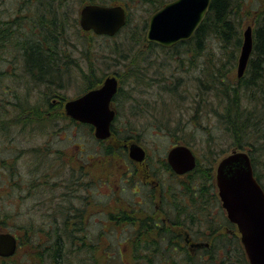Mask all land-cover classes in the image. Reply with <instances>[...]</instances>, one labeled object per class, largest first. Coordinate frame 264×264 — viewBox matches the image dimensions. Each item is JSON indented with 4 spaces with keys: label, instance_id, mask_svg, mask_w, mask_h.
<instances>
[{
    "label": "rangeland",
    "instance_id": "374dc122",
    "mask_svg": "<svg viewBox=\"0 0 264 264\" xmlns=\"http://www.w3.org/2000/svg\"><path fill=\"white\" fill-rule=\"evenodd\" d=\"M25 1L0 0V9L8 11L13 6L15 10ZM165 1L169 2L170 0ZM236 1L241 5L240 9H237L236 17L243 24L242 33L249 25L255 28L260 23L262 14H264V0ZM113 3L126 5L131 15V23L123 29L122 34L114 38H101L91 35L79 25L80 30L77 33V37L74 39L68 38V48H71V43L74 42L79 49L80 65L93 64L96 67V75L118 71L122 74L124 70L129 68L133 76H127L132 78L131 82H133L134 86L138 85L134 82H137V76L140 75L142 70L148 68V71H150L148 73L151 77L158 73L160 78L157 82L159 83L152 85L149 89L150 92L145 93L144 96L157 97L159 103L154 105L153 112L158 114L159 117L155 119H137L133 117L130 119V123L135 126V129L145 130L144 135L138 137V140L142 144L145 142L144 146L152 151L151 155L165 156V153L172 145L180 143L181 140L179 138L184 133L185 139L191 141L193 149L201 157L202 165L200 164L198 167V169H201L199 172H205V169L211 166L212 175L216 182V169L219 161L234 151H239V149L232 146L230 138L221 131L223 106L220 104L219 97L216 94H210L209 92L212 90L207 91L206 89L208 61L209 59L212 62L216 61L219 59V54H221L217 42H212L214 49L213 54L210 56L208 55V50L201 54H196V52L185 54V50L182 48L172 53L158 47L146 49L144 53L139 55L144 46L143 44L134 46L135 40L133 39L139 36L141 27L144 28V25L148 24L150 16L155 11H149V4L145 2L115 0ZM82 7L79 4V12H81ZM79 12L78 16L80 17ZM63 20L69 26L70 22L68 19L63 18ZM132 30L138 33H130ZM146 31L147 28L145 31L143 30L144 36ZM6 49L5 51H0V68L8 70V68L10 69L9 60L11 58L10 47ZM136 55H139V57L136 58ZM220 59L222 58L220 57ZM173 72L175 77L168 79L167 76ZM233 75L235 78L237 77V68L233 71ZM9 80L10 78L6 76L5 82ZM201 80L204 81L203 84L200 82ZM85 83V79L81 78L75 84V88L67 90L68 93L74 96L77 93L76 91H81L85 87ZM9 85L11 84L9 83ZM136 95L137 97L140 96L139 93ZM5 103L7 102L4 100L3 104ZM121 112L123 113V109L120 110ZM11 117V115H8L7 106L0 105V158H15L16 172L20 174V181H12L10 185L5 182V177H1L3 174H0V215L5 213L12 215L7 228H3L0 225V232L9 230L14 235H17L20 238V248L12 259H0V264H42L36 258L38 250L31 243L37 240V237L27 239L22 231L30 226L32 230L39 229L40 216H33L30 213L35 208L51 210V207L55 204L51 200L53 196L55 197V202H64V207L76 205L77 210L87 208L86 213L89 215L87 227L93 243L95 242L94 236L96 240L106 236L107 238L102 241L105 246H107V241L110 240V248L116 249L119 247L118 242H123L124 240L122 226L112 225L113 222L110 223L111 216L105 213L115 212L119 206L114 202L111 205L108 203L106 206L108 208L105 211L101 209V205L111 197V195H108L111 191L110 187H116L119 183L120 175L122 176L123 173L127 172V169L131 166L128 154L124 153L120 148L121 144L111 139L99 145L89 128L83 126H80L77 130L70 128L69 131H64L63 133L65 139L57 144L58 147L65 149L61 159L63 166L54 168L53 162L43 164L42 159L35 157L34 151L24 152L26 150L22 149H30L32 146L43 143L44 137L42 135L44 133L42 131L26 130L19 133L17 127L9 120ZM6 121H10L8 124L12 126L7 131L3 130L2 126L4 123H1ZM19 125L21 124L19 123ZM134 133L137 135L136 130ZM9 137H12V139H9ZM9 141L13 142L14 145ZM110 148H112L111 151L109 150ZM66 151L68 154H66ZM39 152L47 153L45 150H40ZM52 155L53 153L49 151L47 156L50 157ZM35 163L39 165L40 170L34 169ZM134 171L135 179L141 178L144 174L143 167L139 165L135 167ZM197 173H192L191 176L195 179ZM45 174L52 175L48 179L50 184L42 186L37 191H29L28 183L31 181L30 178ZM126 176L127 174L123 176L124 179H126ZM159 176H162V173ZM95 180L97 185L93 183ZM56 181H59L61 185H55ZM166 182V186L169 189L179 190V184L184 181L170 179ZM88 188L93 194L87 192ZM131 189L136 190V187ZM131 189L123 193L124 198L135 197ZM215 190L217 192L216 184ZM168 200L175 204L173 195H170V193ZM39 202H41L40 205H38ZM90 203L91 205H89ZM217 209L212 208L211 213L216 214ZM134 215H137V213ZM176 215L177 212L174 206L173 210L169 212V216L175 218ZM166 225H170V223ZM164 232L165 229L161 230L159 236L163 235ZM31 236L34 237L33 235ZM137 242L139 243L138 240ZM76 246H72L73 249L71 246L68 247L63 258V264H81L82 259L87 257V251L78 249ZM100 250L103 251V249ZM121 250L124 254V263L133 264L130 248L123 245ZM31 253H33L32 256H30ZM180 253L181 251L178 252V254ZM119 259L122 260V255ZM43 260L46 261V259Z\"/></svg>",
    "mask_w": 264,
    "mask_h": 264
},
{
    "label": "trees",
    "instance_id": "16d2710c",
    "mask_svg": "<svg viewBox=\"0 0 264 264\" xmlns=\"http://www.w3.org/2000/svg\"><path fill=\"white\" fill-rule=\"evenodd\" d=\"M32 1L43 2L44 0ZM78 1L80 6L116 4L113 3L115 0ZM132 1L149 4V11H157L166 3L165 0ZM38 7L32 6V8ZM240 7V3L236 0H212L208 15L194 36L186 42L175 45L173 49L182 48L185 51L196 52V54L205 53L208 50L210 56L214 49L212 42H217L222 55L219 54V59L216 61L212 62L211 59L208 61L206 89L207 91L212 90L209 93L216 94L223 106L221 131L230 138L234 148L249 153L255 177L264 190V14H262L260 23L253 28V52L245 74L241 78H235L233 71L237 68L243 45V24L236 17L237 9ZM63 18H66L65 14H63ZM146 28L147 24L144 25L143 30L145 31ZM131 32L138 33L135 30ZM133 40H135L134 46H140L146 42L144 34ZM153 47L159 46L150 44L146 48ZM28 51H31L30 56H27L30 66L48 71L52 63L46 60L47 57L42 54L41 49L36 47L28 49ZM138 57L139 55H136V58ZM200 82L204 83L203 80ZM9 122H1L4 123L3 130L7 131L12 127L11 124H8ZM182 135L179 138L180 142L191 145V141L185 139L184 133ZM131 136L136 139L135 136ZM111 149L109 150L111 151ZM0 160V164H2L0 171H3L0 174H3L1 177H5V182L10 185L12 181H20V174L16 172L14 163L8 165L6 164L8 159L0 158ZM34 169L40 170L41 168L34 167ZM205 170V172H199L201 169L197 168V176L191 181V188L188 191L196 209L187 211L184 196L176 192L173 194V199L177 215L175 218L168 215L170 222H158L157 218L152 216L111 217L110 223L113 222L114 226H122L123 235L124 226H132L137 223L140 226L139 231H133L132 234L128 232L129 237L126 239L132 241V245L126 247L130 248L133 264H250L236 225L228 220L225 210L220 207L221 203L215 190L212 167H207ZM7 179L8 181H6ZM30 179L29 191L34 192L42 186L50 184L48 179L44 181L36 176H32ZM51 200L55 203L51 210L35 208L30 213L33 216H40L39 229L32 230L30 226L22 231L27 239L37 237V240L31 243L38 250L36 258L39 259V262L42 264H63L68 247L79 245L76 246L78 249L87 251V257L82 259L81 264H125L124 254L121 250V246L124 245L122 242H118L119 247L116 249L110 248V240L107 241V246L102 243L103 239L107 238L106 236H102L100 240H96L94 236L95 242H92V236L87 227L89 215L86 213V207L77 210L76 205L64 207V202H55L54 196ZM212 208H218L216 214L211 213ZM11 216L8 213L0 215V225L3 228L8 227ZM158 223L163 226L169 223L170 225L190 226L191 236L194 240L202 238L208 243V247L204 249L202 255L199 252L196 255L184 252L182 248H178L181 251L178 254V249H174L170 243L172 239L180 240L179 236L172 233L171 229H166L164 234L159 236L158 230L152 228ZM200 228H205L207 231ZM6 232L11 231L6 230ZM32 255L33 253L30 254V256ZM121 255L122 260L119 259Z\"/></svg>",
    "mask_w": 264,
    "mask_h": 264
},
{
    "label": "flooded vegetation",
    "instance_id": "af4514ba",
    "mask_svg": "<svg viewBox=\"0 0 264 264\" xmlns=\"http://www.w3.org/2000/svg\"><path fill=\"white\" fill-rule=\"evenodd\" d=\"M101 5L122 6L127 14L125 26L114 36L99 35L94 30L85 31L101 38H114L121 35L123 29L131 23V15L128 7L123 4L112 3ZM32 6L39 7L32 8ZM78 6V0H44L43 2L26 0L18 8H15V10L13 6L8 11H2L0 9V51H5L7 47H10L9 52L11 56L9 60L10 69L5 70L0 68V105L7 106L8 115L12 116L9 120L17 127L19 133L25 132V130L42 131L44 133L42 135L44 137L43 143L38 144V148L35 145L30 149H22L26 150L24 152L34 151L35 157L37 156L39 159H42L43 164L53 162L54 168L62 167L63 163L61 159L64 153L63 150L65 149L58 147L57 144L65 139L63 136L64 131H69L70 128L77 130L80 126L87 127L92 131L99 145L113 139L121 144L120 148L130 158L129 164L131 166L127 169V172L123 173L122 176L120 175L119 183L116 187L111 188L109 186L111 191L108 195H111V197L101 205V209L105 211L108 208L106 207L108 203L111 205L114 202L119 208L115 212L112 211L113 213L105 212L106 214L117 218L122 216L137 218L152 216L156 217L158 222L167 223L170 222L168 218L169 212L174 208V204L168 200L169 193L173 195L176 192L184 196L185 209L187 211L196 209L188 191L191 188L190 183L194 179L191 174L196 172L200 164L202 165V161L200 155L193 149V145H188V147L196 159L195 169L184 174H178L170 165L169 153L173 148L182 143L172 145L165 153V156H156L153 153L151 155L152 151L144 146L145 142L142 144L138 140V137L144 135L145 130L135 129L130 123V119L133 117L137 119H155L159 117L158 114L153 112L154 105L159 103L157 97L144 96L145 93L150 92L149 89L152 85L159 83L157 82L160 78L159 74L156 73L154 77H151L148 73L150 72L148 68L142 70L140 75L137 76V82H134L138 85L134 86L133 82H131L132 78L127 76H133L129 68H127L128 70H124L123 75L119 71L96 75V67L93 64L81 66L78 46L72 42V47L68 48V38H76L80 30L81 12L78 11ZM78 12L80 13V17L78 16ZM63 14L66 15V18L70 22L69 26L64 23ZM147 25H149V21ZM70 29L72 30L69 31ZM146 34L144 36L146 42L143 43L144 48H142L139 55L144 53L146 49H149L146 47L150 44H155L159 46L158 48L172 53L176 50L173 49L174 46L165 48L156 42L147 41ZM139 35L143 36V27H141V33ZM182 42L186 41H181L180 43ZM36 47H39L42 54L47 57L46 60L52 63L48 71L35 66L32 67L28 63L27 56L31 54V51H28V49ZM190 52V50L185 51V53ZM6 76L10 78L8 82H5ZM108 77H115L118 82L117 90L110 102V108L114 111L115 117L111 124V137L108 139H99L95 135V126L89 123H83L70 115L67 111V105L92 90L102 88ZM174 77V72L167 76L168 79ZM81 78H84L86 81L85 87L81 91H76L77 93L74 96H71L67 90L75 88V84ZM138 93L140 95L139 97L136 95ZM4 100L7 103L3 104ZM121 109H123V113H120ZM13 117H15L14 120H12ZM19 123L21 125L18 126ZM135 130L137 131V135L134 133ZM130 134L135 136L136 139H133L134 137ZM9 139H12V137H9ZM9 142L14 145L13 142ZM133 144H137L143 149L145 156L142 161H136L131 158L130 152ZM40 150H45L47 153L39 152ZM49 151L53 153L50 157L47 156ZM66 154H68L67 151ZM11 163H14V166H16L15 158L8 159V163L6 164L10 165ZM137 165L143 167L144 174L141 178L135 179L134 169ZM1 166L2 164H0ZM34 166L39 167L36 163ZM160 173L164 176H159ZM125 174H127L126 179L123 177ZM36 177L44 181L50 178L48 175ZM170 179H180L184 182L179 184V190H173L166 186V181ZM55 183L61 185L59 181ZM93 183L97 185L96 180ZM132 187H136V190L131 189ZM128 189H131L135 197L129 199L123 197V193L127 192ZM87 192L93 194L90 188L87 189ZM94 194L96 195V193ZM220 207H222V204ZM136 213L137 215H134ZM124 227L123 239L125 240L121 242L125 246L132 245L131 240H126L129 237L128 232L132 234L133 231H139L140 226L137 223ZM152 228L158 230V234H161L159 233L161 229H165V231L166 229H171L172 233L177 234L180 240L175 241L172 239L170 243L174 249L182 248L184 252H189L194 255L199 252L202 255L204 249L208 247L205 245L207 242L202 240V238H199L200 240H194L191 236L190 226H163L158 223L152 226ZM201 230L207 231L205 228ZM198 244L204 245L197 246ZM19 248L20 245L18 246V250ZM12 258L0 257L1 260Z\"/></svg>",
    "mask_w": 264,
    "mask_h": 264
},
{
    "label": "water",
    "instance_id": "95a60500",
    "mask_svg": "<svg viewBox=\"0 0 264 264\" xmlns=\"http://www.w3.org/2000/svg\"><path fill=\"white\" fill-rule=\"evenodd\" d=\"M211 3L212 0H173L164 4L149 19L147 41L172 47L190 39L207 17ZM126 22L127 14L122 6L88 4L81 10V27L87 31L94 30L99 35L114 36ZM253 46V28L247 26L237 68L239 78L245 74ZM117 85L115 77H108L102 88L92 90L67 105L70 115L95 126V135L99 139L111 136L115 113L110 102ZM130 156L133 160L142 161L145 154L139 145L133 144ZM169 162L178 174L191 171L196 166L193 152L183 145L170 151ZM216 178L222 206L229 220L238 228L250 264H264V190L254 176L249 154L236 151L223 158ZM201 245L204 244L197 246ZM17 248L18 239L13 233H0L1 257L15 255Z\"/></svg>",
    "mask_w": 264,
    "mask_h": 264
}]
</instances>
